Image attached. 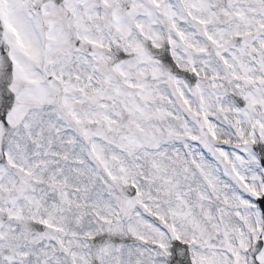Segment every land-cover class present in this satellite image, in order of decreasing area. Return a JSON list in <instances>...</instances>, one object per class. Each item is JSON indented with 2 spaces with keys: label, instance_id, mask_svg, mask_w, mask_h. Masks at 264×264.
Wrapping results in <instances>:
<instances>
[{
  "label": "snow or ice",
  "instance_id": "snow-or-ice-1",
  "mask_svg": "<svg viewBox=\"0 0 264 264\" xmlns=\"http://www.w3.org/2000/svg\"><path fill=\"white\" fill-rule=\"evenodd\" d=\"M0 264H264V0H0Z\"/></svg>",
  "mask_w": 264,
  "mask_h": 264
}]
</instances>
